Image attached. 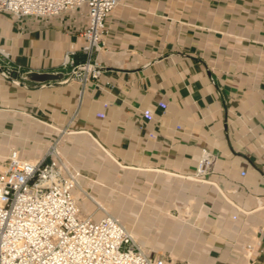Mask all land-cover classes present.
Listing matches in <instances>:
<instances>
[{
	"label": "crops",
	"instance_id": "obj_1",
	"mask_svg": "<svg viewBox=\"0 0 264 264\" xmlns=\"http://www.w3.org/2000/svg\"><path fill=\"white\" fill-rule=\"evenodd\" d=\"M83 23L70 11L47 21L0 12V46L21 66L10 79L0 74V111L24 114L47 135L63 132L60 153L78 181L102 164L137 182L152 196V211L189 238L183 247L165 238L170 248L218 264L240 244L237 257L264 264V2L127 1L107 18L101 75L79 100V83L65 80L71 68L61 60L67 50L84 60ZM80 141L98 168L78 164ZM202 148L214 161L206 178L194 179ZM236 210L243 225L251 215L261 221L232 231L223 214Z\"/></svg>",
	"mask_w": 264,
	"mask_h": 264
},
{
	"label": "built area",
	"instance_id": "obj_2",
	"mask_svg": "<svg viewBox=\"0 0 264 264\" xmlns=\"http://www.w3.org/2000/svg\"><path fill=\"white\" fill-rule=\"evenodd\" d=\"M127 1L0 0V12L15 21L25 17L47 21L70 11L84 20L78 32L84 60L75 62L77 50H67L61 60L71 68L67 77L79 83L80 100L88 84L101 75L97 55L108 33L107 18ZM20 69L11 62L9 50L0 46V74L10 79ZM213 161L214 155L202 148L193 175L206 178ZM78 188V174L55 140L34 162L18 148L0 153V264H193L143 250L112 215L95 219L85 214L76 196ZM82 191L91 198L87 189Z\"/></svg>",
	"mask_w": 264,
	"mask_h": 264
},
{
	"label": "rangeland",
	"instance_id": "obj_3",
	"mask_svg": "<svg viewBox=\"0 0 264 264\" xmlns=\"http://www.w3.org/2000/svg\"><path fill=\"white\" fill-rule=\"evenodd\" d=\"M39 127L37 122L24 114L15 111H0V152L7 153L10 148H18L27 156L37 158L43 154L53 140L57 142L58 149L65 142L63 132L58 135H50L52 132H57L51 130L47 135ZM84 146V143L80 141L74 149L78 164H84L87 168L90 165H95V168H98L96 155L89 152ZM104 166L100 165L102 168L99 170L100 172L97 169L91 172V168L85 171L86 175L93 174V179L79 180L81 188L78 189L81 191L87 189L91 196V198L87 197L82 191L86 203L91 206L90 212L94 218H99L103 214L112 215L125 226L140 248L154 252V254L165 255L176 263L190 261L193 264H214L211 258L197 259L193 250L170 248L165 243V238H174L182 243H180L182 247L189 241V238H179L175 230L169 228V224L163 221L164 214L152 211V196L144 188L138 189L137 182L128 177L125 178L121 174H114L110 168ZM98 173H101V180L95 179ZM80 199L81 197L78 195V201ZM223 217L228 229L237 233L243 231L246 233L248 228L250 230L257 227L261 221L258 216L251 215L248 224L243 225L239 210H236L235 215L226 212ZM232 223L238 226L237 230L231 227ZM229 249L231 250L229 258L225 262H217L218 264H247L243 258L236 256L238 249L245 250L242 245L236 244ZM203 253L205 252L203 251ZM212 255L214 256L213 252Z\"/></svg>",
	"mask_w": 264,
	"mask_h": 264
},
{
	"label": "bare ground",
	"instance_id": "obj_4",
	"mask_svg": "<svg viewBox=\"0 0 264 264\" xmlns=\"http://www.w3.org/2000/svg\"><path fill=\"white\" fill-rule=\"evenodd\" d=\"M3 155H5V154H3ZM28 160H30V161H35L37 158H35V159H31V158H27ZM191 178H194V179H200V178H198V177H196V176H194V175H191L190 176ZM89 214H91V213H89ZM101 217V216H100ZM95 219H98V218H95Z\"/></svg>",
	"mask_w": 264,
	"mask_h": 264
},
{
	"label": "water",
	"instance_id": "obj_5",
	"mask_svg": "<svg viewBox=\"0 0 264 264\" xmlns=\"http://www.w3.org/2000/svg\"><path fill=\"white\" fill-rule=\"evenodd\" d=\"M53 77H54V78H56V77H58V78H62L61 75H58V76L54 75ZM70 79H71V77H67L65 80H70Z\"/></svg>",
	"mask_w": 264,
	"mask_h": 264
}]
</instances>
